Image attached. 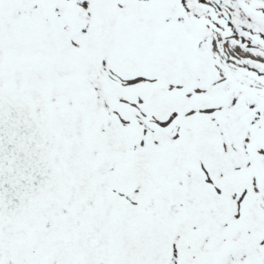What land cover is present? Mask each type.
I'll list each match as a JSON object with an SVG mask.
<instances>
[{
    "label": "snow or ice",
    "instance_id": "6c2138e0",
    "mask_svg": "<svg viewBox=\"0 0 264 264\" xmlns=\"http://www.w3.org/2000/svg\"><path fill=\"white\" fill-rule=\"evenodd\" d=\"M0 264H264V0H0Z\"/></svg>",
    "mask_w": 264,
    "mask_h": 264
}]
</instances>
